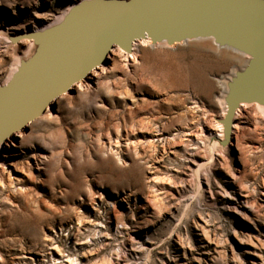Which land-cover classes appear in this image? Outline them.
I'll use <instances>...</instances> for the list:
<instances>
[{"label":"rangeland","instance_id":"1","mask_svg":"<svg viewBox=\"0 0 264 264\" xmlns=\"http://www.w3.org/2000/svg\"><path fill=\"white\" fill-rule=\"evenodd\" d=\"M79 1L0 0V84L27 50L9 36ZM136 44L135 60L115 48L8 138L0 264H264L259 105L242 109L228 144L210 140L224 136L221 82L248 57L212 39Z\"/></svg>","mask_w":264,"mask_h":264},{"label":"water","instance_id":"2","mask_svg":"<svg viewBox=\"0 0 264 264\" xmlns=\"http://www.w3.org/2000/svg\"><path fill=\"white\" fill-rule=\"evenodd\" d=\"M9 38L32 40L33 52L0 86V144L26 131L31 119L105 64L112 50L131 54L142 40L173 46L212 39L248 57L225 81L226 112L217 119L224 136L217 145L232 139L242 105L264 107V0H80L61 22Z\"/></svg>","mask_w":264,"mask_h":264},{"label":"bare ground","instance_id":"3","mask_svg":"<svg viewBox=\"0 0 264 264\" xmlns=\"http://www.w3.org/2000/svg\"><path fill=\"white\" fill-rule=\"evenodd\" d=\"M69 9H70V7H68L67 9H66V11H65V13L64 14H66L68 11H69ZM63 14V13H62ZM63 14V15H64ZM62 18H63V16L60 18V19H57L56 21H52V23H50V24H48V25H46V26H43L41 29H47V28H49L50 26H52L53 24H56V23H59V22H61V20H62ZM21 42H27V50L23 53V57H18V58H15V62H14V66H15V68H12V70H10L11 72L8 74V76H7V78L0 84V86H4V85H6L7 83H8V81L11 79V77H12V75H13V73L16 71V69H17V67H18V65H19V63H20V61H21V59L22 58H24V59H26V58H28L31 54H32V52H33V44H32V42L31 41H21ZM147 43H149V41L148 40H142V41H139V44L140 45H147ZM136 45L137 44H135L134 45V50H135V53L134 52H132L131 54H125V57H126V59L127 60H129V59H132V60H135V57H136ZM114 50H112L111 52H110V54L107 56V58L111 55V53L113 52ZM124 57V58H125ZM103 69V67H97V69ZM96 70V68L95 69H93L90 73H93V71H95ZM222 83V85H221V87H222V91H223V93H225L226 92V89H227V87H226V82H225V80H224V82L222 81L221 82ZM81 85V83L80 82H78V83H76L74 86L75 87H78V86H80ZM74 86H72V88L74 87ZM68 92L69 91H66V92H64V93H62L60 96H59V98H58V102H64L67 98H68ZM224 96V95H223ZM56 102V101H55ZM219 104V103H218ZM248 107V105H246V104H244V105H242L241 106V108L240 109H238L237 111H236V113H235V116H234V119H235V122H234V124H233V131H232V134L234 135V132H236V129H237V127H238V122H236V120H237V117L239 116V114L241 113V111H242V109L243 108H247ZM258 107V109H259V111L261 112V114L264 116V107H262V106H257ZM260 107V108H259ZM49 109H47V112H46V114H48L49 113ZM225 112H226V106H223L222 108H221V111H220V113H219V118L221 119V118H223L224 117V115H225ZM215 116V115H214ZM218 116V115H217ZM42 119V117H40V116H38V117H36V118H33V119H31L30 120V122H28L27 123V125H26V127H29V128H33V127H35L39 122H40V120ZM214 123H215V127H217V128H219V124H218V121H213ZM208 125V124H207ZM24 136V131H23V129H21V130H19V131H17L16 132V137L17 138H22ZM8 140L9 139H7V140H5L4 142H2L1 144H0V156L2 155V152H1V150L5 147V145H7V143H8ZM212 143H213V145H217V143H218V141L216 140V138H213V140H212ZM10 145V144H9ZM12 145H14L15 146V144H13L12 143ZM1 161V160H0Z\"/></svg>","mask_w":264,"mask_h":264}]
</instances>
